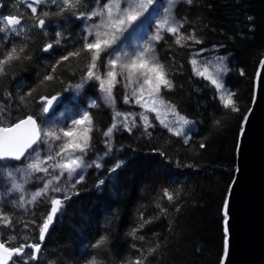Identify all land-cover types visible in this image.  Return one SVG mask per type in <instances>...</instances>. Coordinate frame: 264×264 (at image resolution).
<instances>
[{
    "label": "trees",
    "instance_id": "trees-1",
    "mask_svg": "<svg viewBox=\"0 0 264 264\" xmlns=\"http://www.w3.org/2000/svg\"><path fill=\"white\" fill-rule=\"evenodd\" d=\"M93 2L85 0L84 6L92 7ZM0 5V15L22 17L30 37L27 44L32 60L18 69L14 77L0 83V104L7 105L16 118H22L41 107V96L59 93L65 86L80 81L87 63L84 55L61 64L54 74L56 80L40 83L46 70L62 55L80 47L83 26L68 13L56 15L55 4L33 5L38 9L37 14L42 10L52 13L45 18L43 30L34 27L35 20L29 19L32 13L26 0H0ZM175 16L184 24L182 32L194 33L203 42H189L188 47L181 48L166 34L156 45V55L173 82V89L163 90L162 95L192 122L187 142L157 121L147 132L143 126L131 132L118 127L114 138L117 156L102 161L100 168L88 170L77 186L79 195L72 194L64 202L61 210L66 214L50 230L38 259H30L32 249L28 248L23 257L16 259L26 264H83L84 257L99 253L98 259L103 264H128L137 258L143 260L144 256L147 259L143 264H222L226 240L223 208L235 177L239 136L264 58V0H193L191 4H179ZM56 32L62 34L61 44H54L52 50L44 52L43 46L53 41ZM4 35L0 33V38ZM12 39L21 40L10 37L4 44ZM195 47L201 50L217 47L226 57L225 84L235 93L233 99L238 112L225 109L215 87L193 74L190 60ZM30 89L35 91L25 107L19 97ZM121 92L118 87L120 103ZM8 93H12L11 99L7 98ZM95 96L96 88L91 85L79 98L85 103ZM71 99V91L64 92L57 112ZM90 112L101 127L110 126L107 111ZM104 151L100 145L89 155ZM121 160L123 167L110 172ZM101 179L105 181L101 187L106 189L102 192L96 187ZM165 189L173 193V201L163 197ZM56 198L63 199L60 195ZM50 208L38 206L33 229L22 232L16 221L13 228L0 225V242L15 235L18 243H40L38 225ZM162 208L167 209L166 213ZM141 216L151 223L138 231L134 239L130 233L142 223ZM105 234L108 242L103 249L86 247ZM25 236L29 239L24 240ZM141 236L143 239H139ZM152 248L156 251L148 255Z\"/></svg>",
    "mask_w": 264,
    "mask_h": 264
},
{
    "label": "snow or ice",
    "instance_id": "snow-or-ice-1",
    "mask_svg": "<svg viewBox=\"0 0 264 264\" xmlns=\"http://www.w3.org/2000/svg\"><path fill=\"white\" fill-rule=\"evenodd\" d=\"M26 2L32 13L29 19L35 20L34 27L45 29V18L52 15L49 11L43 10L37 14L38 9L33 5L38 6L42 3L57 5L56 15L62 16L68 13L72 19L81 21L83 26L80 47L62 55L46 70L40 83L45 84L56 80L57 77L54 75L56 69L72 59L78 60L84 55L87 63L81 73L80 82L65 86L59 93L41 96L39 98L41 107L35 113H25L22 118H16L7 105L0 104V174L6 168H17V164L13 162L24 164L25 177L22 183L15 182L13 172H7V177L13 180L12 190L21 193L19 199L23 206L24 184L28 183L34 174L42 173L43 176L36 178H47L46 182L39 190L31 193V199L27 202L34 205L46 197V202L51 205L50 211L38 225V239L41 243H18L15 235L8 236L0 242V264H26L22 259H13V257H23L26 248L32 249L29 254L30 259H38L42 242L49 234L50 227L66 214L61 209L64 207V202L71 199L69 193H73L76 186L83 182V171L93 165L96 168L102 167L99 162H87L85 159L93 149V132L95 131L90 111L73 112L69 110L65 119H53L60 104L63 103L61 100L63 93L71 91L79 96L92 82V86L100 93L99 99L113 109V123L103 133V136L107 138L105 146L108 152L112 151L111 140L114 131L122 127L131 132L137 127V118L145 132L155 126L152 119H156L173 135L181 136L184 134V126L192 122L181 115L176 106L166 101L162 95V90L171 91L173 89V82L169 78L168 69L156 55L155 44L164 40L165 34L171 35L174 38V44L181 48L188 47L189 42L203 43L194 33L185 34L181 31L184 24L177 21L172 13L177 0H168L167 7L162 6L160 0H103V2L94 0L92 7H85V0H26ZM192 2L193 0H187L188 4ZM161 11L165 15L161 16ZM0 21H3L0 25V33L5 34L3 38H0V83H4L14 77L18 69L25 67L26 62L32 60V56L27 44L30 38L27 34L28 29L22 17L0 15ZM146 24H151L154 28L150 42L131 50L120 43L124 34L129 33V29L134 33ZM10 37H20L21 40L16 42L12 39L5 45L4 41ZM61 41L62 34L56 32L53 41L43 46L42 50L49 52L54 44L60 45ZM190 64L194 75L208 80L215 87L218 99L225 109L233 112L239 111L233 99L235 93L227 90L222 81V75L228 71L226 66L222 64L209 66L196 58H192ZM118 86L123 90L120 94L123 104L139 107L142 111L121 112L116 110ZM34 91L35 89H30L21 95L20 104L27 107L28 99L33 98ZM7 98L11 99L12 93H8ZM98 106L96 100L88 104V108ZM149 114L155 115L150 119ZM173 125H179V127H173ZM187 139L186 137L185 142ZM123 165L124 161H118L109 171L117 172V169H121ZM62 180L64 184L61 183ZM68 182L71 183L66 187ZM104 185L105 181L99 180L96 185L98 191H105L106 189L101 187ZM50 193H63V200L51 196ZM73 194L79 195V192L76 191ZM163 197L169 202L174 200L173 193L167 189L164 190ZM157 207L161 206L157 204ZM161 211L166 213L167 209L162 208ZM58 212L60 217L57 216ZM223 214L225 217L224 231L227 235L229 216L227 204L224 205ZM141 220L139 227L130 233L134 239L137 238L138 231L151 223V220H144L143 216ZM0 224L6 227L12 226L11 216L5 214L2 209H0ZM23 239L28 240L29 237L25 236ZM107 242L108 236L105 234L101 235L94 244L86 247L103 249ZM155 251V248L150 249L148 255ZM98 255L99 253L91 255L90 258L84 257L83 264H103V261L98 259ZM227 258L228 241L225 240L223 260L227 261ZM146 259L147 256H144L143 260L137 258L129 261L128 264H143Z\"/></svg>",
    "mask_w": 264,
    "mask_h": 264
},
{
    "label": "water",
    "instance_id": "water-1",
    "mask_svg": "<svg viewBox=\"0 0 264 264\" xmlns=\"http://www.w3.org/2000/svg\"><path fill=\"white\" fill-rule=\"evenodd\" d=\"M262 65L264 58L255 78L251 108L239 136L237 168L225 203L229 211L226 235L228 258L227 261L222 260V264H264V66ZM58 214L59 212L57 216ZM45 240L42 242V247Z\"/></svg>",
    "mask_w": 264,
    "mask_h": 264
},
{
    "label": "rangeland",
    "instance_id": "rangeland-1",
    "mask_svg": "<svg viewBox=\"0 0 264 264\" xmlns=\"http://www.w3.org/2000/svg\"><path fill=\"white\" fill-rule=\"evenodd\" d=\"M160 3L162 6L167 7L168 0H160ZM187 3V0H177L175 3L174 8L172 9V13L177 21H180L175 16V10L179 4ZM188 4V3H187ZM165 15L163 11H161V16ZM3 24V21H1ZM154 31V28L151 24H146L142 26L141 28L137 29L136 32L132 33L131 29H129V33L124 34V38L121 40V44L129 50L136 49L139 47H142L146 43L151 41V34ZM166 35V34H165ZM155 44V48L156 45ZM191 47H194L192 45ZM192 58H196L202 63H207L209 66H216V65H223L227 67V60L226 57L223 56L220 53V48H212L208 50H201L198 48H194ZM225 77L226 74L222 75V81L225 85V88L229 90L225 84ZM206 80V79H205ZM209 82L208 80H206ZM80 82V81H79ZM210 83V82H209ZM211 84V83H210ZM92 85V82H90L84 89L89 88ZM213 86V85H212ZM119 87V86H118ZM117 87V88H118ZM123 91V90H122ZM163 92V90H162ZM72 99L71 101L62 106L59 112L56 113V116L53 118L54 120H63L67 117L68 111L71 110L73 112L75 111H84V110H94V109H103L108 112L110 116V126L113 123V109L110 108L107 104H105L102 100L99 99L100 93L96 89V96L86 99L85 103H82L79 96H77L74 92H71ZM96 100L97 104L99 105L96 108H88V104L90 101ZM116 110L121 112H140L142 109L139 107L131 106V105H125L123 104L122 100L121 103L118 101L117 94H116ZM150 119L154 117L155 114H149ZM163 118V117H162ZM169 119H172V117H169ZM155 121L159 122V120L152 119V123ZM95 124V131L93 132V149L88 153L87 157L85 158L87 162L96 161L101 163L102 161L109 159V158H115L117 156L116 152L114 151V138H115V131L113 133V137L111 140L112 144V151L108 152L107 147L105 146V142L107 138L103 136V133L110 127L104 128L101 127L97 122L94 121ZM137 126H141L142 124L137 118ZM173 127H179V125H173ZM192 128L191 125L184 126V134L181 136H178L182 139H185L186 137L189 138L190 132ZM172 133V132H171ZM100 145H102L103 149H105L104 154H95L94 156H90L89 154L93 152V150L99 149ZM107 153V154H106ZM16 164V163H15ZM95 167L94 165L92 167L86 168L83 171V178L85 174L90 170L91 168ZM17 168L19 170H17ZM17 168L9 167L3 170V173L0 174V209L3 210V212L12 218V226L9 228H13L15 221L16 224L20 225L21 231H27L30 229H33L36 226V219H37V208L40 204L42 205H50V203H47V198H42L40 201H38L36 204H29L27 201L31 199V193L34 191L39 190L43 184L46 182V179H37V176H43L42 173H37L32 176L30 181L26 184H24L25 187V193L24 195V204L21 206L20 196L21 193L17 191H13V180H10L7 177V172H13V177L15 182L22 183L24 181L25 173H24V164L21 162L17 164ZM62 184H64V181H61ZM71 182H68V185H65L66 187L70 185ZM33 185H35L33 187ZM78 186V185H77ZM76 189L73 190V193L76 192ZM73 193H69V195H72ZM51 196H54L56 198V195L64 196L63 193H50ZM35 221V223H33ZM3 226L2 224H0ZM6 227V226H3ZM16 259V258H15ZM26 258H24L25 260Z\"/></svg>",
    "mask_w": 264,
    "mask_h": 264
}]
</instances>
